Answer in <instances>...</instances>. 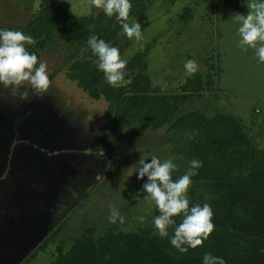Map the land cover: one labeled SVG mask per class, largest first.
Returning <instances> with one entry per match:
<instances>
[{"label":"rangeland","instance_id":"obj_1","mask_svg":"<svg viewBox=\"0 0 264 264\" xmlns=\"http://www.w3.org/2000/svg\"><path fill=\"white\" fill-rule=\"evenodd\" d=\"M115 1L0 0V59L28 43L18 29L41 5L55 3L76 21ZM130 15L108 70L120 72L146 49V74L163 91L208 72L210 88L182 111L234 115L264 148V0H134ZM67 53L60 44L42 52L34 70L0 68V191L13 192L15 183L23 194L18 226L0 239V264H53L88 229L166 235L203 207L195 186L163 179L184 170L161 144L163 132L109 129L105 101L89 99L59 71Z\"/></svg>","mask_w":264,"mask_h":264},{"label":"trees","instance_id":"obj_2","mask_svg":"<svg viewBox=\"0 0 264 264\" xmlns=\"http://www.w3.org/2000/svg\"><path fill=\"white\" fill-rule=\"evenodd\" d=\"M133 3L118 0L112 10L76 21L55 3L41 5L18 29L28 43L3 54L0 68L15 64L34 70L42 52L63 44L68 53L59 71L64 78L89 99L105 101L109 129L134 137L161 130V144L184 163L179 175L163 179L195 186L203 207L187 211L166 235L146 229L126 233L115 226L101 236L85 230L53 264H264V148L245 135L234 115L182 111L210 88V74L196 72L175 91H163L146 74V49L120 72L106 68Z\"/></svg>","mask_w":264,"mask_h":264},{"label":"flooded vegetation","instance_id":"obj_3","mask_svg":"<svg viewBox=\"0 0 264 264\" xmlns=\"http://www.w3.org/2000/svg\"><path fill=\"white\" fill-rule=\"evenodd\" d=\"M15 184V183H14ZM13 192H7L5 193L4 191H0V223H5L6 225H1L0 226V232L2 237L0 239H5L7 236L16 228L17 221H15L17 218L19 219L20 216L17 215L16 211H22L20 209L21 207V200H22V188L19 186L17 187L14 185ZM17 184V183H16ZM19 191V193H18ZM20 195V199L19 195ZM7 204V205H5ZM6 207V208H3Z\"/></svg>","mask_w":264,"mask_h":264},{"label":"crops","instance_id":"obj_4","mask_svg":"<svg viewBox=\"0 0 264 264\" xmlns=\"http://www.w3.org/2000/svg\"><path fill=\"white\" fill-rule=\"evenodd\" d=\"M34 15V14H33ZM33 17V16H32Z\"/></svg>","mask_w":264,"mask_h":264},{"label":"water","instance_id":"obj_5","mask_svg":"<svg viewBox=\"0 0 264 264\" xmlns=\"http://www.w3.org/2000/svg\"><path fill=\"white\" fill-rule=\"evenodd\" d=\"M72 24V23H71ZM74 24V23H73Z\"/></svg>","mask_w":264,"mask_h":264}]
</instances>
